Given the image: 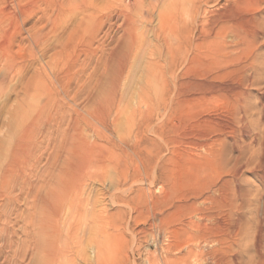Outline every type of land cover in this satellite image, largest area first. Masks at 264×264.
Segmentation results:
<instances>
[{
  "label": "rangeland",
  "instance_id": "1",
  "mask_svg": "<svg viewBox=\"0 0 264 264\" xmlns=\"http://www.w3.org/2000/svg\"><path fill=\"white\" fill-rule=\"evenodd\" d=\"M95 1L0 0V264H43L38 244L49 237L47 222L53 203L59 208L60 237L64 245L69 242L63 248L67 253L57 257L58 264H97L99 247L104 253L100 264H264V226L261 238L255 227L243 242L237 236L230 249L213 250L220 246L216 241L203 247L204 227L208 225L207 232L212 234L217 219L231 222L234 210L226 201L218 202L221 194L213 188L204 197L197 196L194 179L185 175L187 160L181 156L186 144L193 153L189 157L197 158V151L208 152V138L215 130L198 125V120L212 116L224 123L234 121L235 97L208 93L195 104L179 103L175 91L171 97V93H160L161 78L171 85L183 76L192 48L188 35L173 53L159 40V12L170 5L168 0H144L139 9L134 0ZM195 3L177 0L174 5L190 23L187 10ZM226 3L211 0L207 7L221 10ZM263 4L253 6L254 11L247 7L246 14L258 12L264 26ZM143 7H148L146 12ZM143 11L141 20L136 14ZM130 13L135 21L129 26ZM41 35L46 42L38 45ZM228 37L231 40V34ZM258 54L255 62L263 67V81L249 86L245 96L246 104L252 106L250 119L258 122L256 127L254 121V129L264 138L263 46ZM56 65L63 83L52 81ZM173 72L179 76L174 78ZM230 76L219 82L238 81ZM146 79L152 82L151 94L141 98ZM89 91L97 96H89ZM74 135L76 141H72ZM228 136L220 147L222 162L216 164L222 167L217 168L222 176H214L219 183L231 178L227 165L239 154L233 136ZM82 146L91 152L88 160ZM78 151L82 160L76 158ZM253 169L245 167L239 177L247 192L261 185L259 172ZM188 200L198 204L162 220L174 211V203ZM208 212L213 216H202ZM260 217L263 222L264 215ZM188 219L194 225L179 230L177 244L167 249L174 240L171 229ZM257 237L262 239L261 249Z\"/></svg>",
  "mask_w": 264,
  "mask_h": 264
},
{
  "label": "bare ground",
  "instance_id": "2",
  "mask_svg": "<svg viewBox=\"0 0 264 264\" xmlns=\"http://www.w3.org/2000/svg\"><path fill=\"white\" fill-rule=\"evenodd\" d=\"M168 1H169L170 5L169 6L166 5V7L163 8L159 12V19H160V28H159V37H158L159 40L160 41L162 40L163 44H166V45L168 44L169 50H171V52L173 53V51L177 52L181 49L184 38L186 37V35H188L187 37L189 40V44L191 45L192 48H191V55L188 58L189 59L188 64L185 65L186 66L185 70L183 69L184 70L183 76L182 77L180 76L181 78H177L179 75L176 74L175 72H173V77L177 78L178 81H173L174 83H172L171 85H168L166 79H164L165 77L161 78L162 84H161V86H159L160 87L159 88L160 93H163V95L171 93L169 96V97H171L173 91H175L179 103L190 101V102H193L196 104V103L200 102L201 100L203 101V98H205L208 93L209 94L210 93L230 94V95L234 96L236 101L238 102V105L235 106V109L233 108L235 110L234 112H236V115L233 119L234 121L231 120L228 123H224V122H222V120L220 121V119H218L216 117H212V116H209V117L204 116L202 119L198 120V123H199L198 125H207L209 127H212L215 130V135H213L211 138H208V140H209L208 144L210 145V147H209V150L206 154L199 153L197 151V152H195V153H197L196 154L197 158L195 157L196 156L195 154H194L195 158H193L192 155H191V157H189L190 154L192 153L191 152L192 150L189 149L190 146L187 144L183 148V152L181 153L182 154L181 156L185 157L183 159L187 160L186 161L187 166L183 165L187 169L183 168V170L186 169V170H184L186 172L185 175L190 176V180H191V178L194 179L192 181V183H193V186L195 187V190L198 191L197 196L198 197H204L203 195L206 194L205 192L208 189L213 188L214 191H217L221 194V197L218 200V202L222 203L223 201H226L227 204L229 205V207H231L234 210L233 219L231 222L224 223L222 220L217 219L215 226H213V230H211L212 234H209L207 232L209 230L208 225H206L204 227V232H201V235H202L201 241L203 240V242H204L203 247L207 248L206 244L208 242L216 241L220 246L218 248L213 249V250L218 251V250L230 249L232 246L231 242H234L237 236L239 237L238 240L243 242V240H245V238H247L250 235V232H253V230H256L255 227L258 228L257 231L260 232L259 238H261L260 235L263 236L262 235L263 234L262 233L263 232L262 226H264V225H262V223L264 222V220H263V222L261 221L260 215H264V138L262 135H260V133L258 134L257 131H255V129H254L255 128V123H254L255 120L252 121L250 119L251 116H253L251 114L252 106L250 104L249 105L246 104V96L245 95L247 93V89L249 86H251L253 84H258V83L263 81V80L261 81V77H260L262 75L263 67L260 65L258 66V64H256L257 62H255V61L259 57L258 56L259 55L258 54V48L261 46L264 47V26H263V23L261 24V20L259 22L260 18L257 17L258 12L256 14H252V15L251 14L248 15V14H246V12H248L247 7H250V9L252 7L253 10L252 9L251 10L254 11L255 7H253V6H255L257 4L260 5V3H264V0H228V5L226 3L227 6H225L221 10L217 9L216 11L211 10L209 7H207L211 0H196V3L194 4V6L191 9L187 10L188 14H189L187 16V18H190V20H191L190 23L188 22L189 19H187V21H185L186 19L183 18L184 16L182 17V13L180 12L181 9L179 8L180 9L179 10L177 8L178 7L176 5L177 2L175 3V5L177 7L174 5V2L177 0H168ZM94 2L97 3V1H95V0H94ZM94 2L91 3L92 5H94L93 7H95V5H96ZM134 2H135L136 7H138V9H139V7L144 3V0H134ZM147 2H149V1H147ZM150 4H148V5L150 6ZM172 4H173V6H172ZM61 5H62V3H61ZM87 5H86V7H87ZM98 5H99V3H98ZM224 5H225V3H224ZM222 6H221V8H222ZM91 7L92 6H90L89 8H91ZM93 7H92V9H93ZM60 8H63V7L60 6ZM96 8H98V7H96ZM143 9H144V11L146 10L144 7H143ZM245 9H247V11ZM131 10L133 11V9H131ZM59 11H61V10L59 9ZM144 11L136 14L138 16V18H141V20H142V18H144L143 13L146 12V11L145 12ZM153 11H154V9H153ZM133 13L132 14L130 13L127 17V24L129 26H130V24L133 25L134 21H135V17H133L134 16ZM153 13L151 14L152 17H153ZM62 16H60V18ZM58 19L59 18L57 17L56 21ZM81 21H82V19H81ZM55 24H56V28H58L59 27L58 21ZM15 31H17V30H15ZM21 33H23V32H21ZM228 34L229 35L231 34V36H232L231 40H228L229 39ZM44 37H45L44 35H41L38 37L39 40H36L38 45L44 44L46 42ZM259 39H262V41L260 43L261 46H259L257 44L260 41ZM32 47H33V45H32ZM233 47H235V48H233ZM187 48H188V46H187ZM48 50H49V48H48ZM89 52H91V51H89ZM94 52H96V51H94ZM176 60H177V58L175 57L173 59V63H175ZM106 61L108 62V59ZM42 64H43V62H42ZM8 69H9V67H6V70H8ZM57 69H58L57 65L54 66V68L52 69L51 74L54 75V77H52V81L55 80V81H58L59 83L60 82L63 83V81L65 79L61 74H59L60 73L59 71L57 72ZM40 71H41V69H40ZM92 71H94V69ZM114 73H115V71H114ZM170 74L172 75V73H170ZM68 75H70V74H68ZM176 75H177V77H176ZM230 75H232V76L235 75L236 77H234V78H237L238 81H234L231 79L232 81H234V83H230V84H225L226 82H224V83L219 82L224 77H226V76L229 77ZM71 77H72V75H71ZM104 77L106 78L105 75H104ZM118 77H120V76H118ZM11 78H13V76ZM105 78L102 77L100 80L103 81V79H105ZM113 80H115V79H113ZM0 84H1V82H0ZM110 84H111V82H110ZM143 84L145 87L143 89H140V90H142L141 94H140L141 98L147 97L151 94V88H150L151 84H152L151 80L146 79ZM174 84H175V88H174ZM39 85H41V84H39ZM69 85H70V83H69ZM0 86H2V85H0ZM107 86H109V85L107 84ZM103 87H105V86H103ZM0 89H1V87H0ZM105 89L101 88L102 91ZM255 89H256V87H255ZM111 90H113V89H111ZM59 91H60V89H59ZM158 92H159V90H158ZM96 94L97 93L90 92L88 95L89 96H93V95L97 96ZM140 99H137V100H140ZM148 100H150V99H148ZM165 105L168 106L167 103H165ZM223 111H225V110H223ZM104 112H106V110ZM123 112H125V111L123 110ZM108 113H109V111H108ZM197 113L199 114L200 111L199 112L197 111ZM207 114H208V112H207ZM124 118L125 117H123V119ZM129 120H130V117H129ZM127 122H129V121H127ZM255 122H256V127H257L258 122L257 121H255ZM207 126H206V129H207ZM199 127H201V126H199ZM166 130H164L165 131L164 132L161 129V131L164 133H167ZM199 130H200V128H199ZM199 130H198V133H199ZM203 132L204 131L202 129L200 134L202 133L201 135H203L202 137H204V138H201L203 140V141L202 140L201 141L202 142H205V141L208 142V140H206L207 139L205 136L206 134ZM212 133H214V132H212ZM226 134L229 135V136L227 135L228 137L233 136L236 146L239 147V148L236 147L237 150L239 149V154L237 156H235L236 158L233 161L232 165H230L231 163L229 165L226 164L228 167L227 170L230 171L231 178L223 179L222 182L219 183L217 180H214V178H215L214 176L221 175L220 173H218L217 168H219V167L217 165L219 164V161H221L222 160L221 158L223 157V154L222 155L220 154L221 153L220 150H222V152H224V151H223V148L221 149L220 147L223 145V142L225 141L224 137H227V136H225ZM251 135H252V138L251 139L249 138L250 141H247L246 137H249V136L251 137ZM241 138H242V140H241ZM76 139H78V137L74 135L72 137V141L73 140L76 141ZM155 139H157V137ZM198 139L200 140L199 136H198ZM239 141H241V142H239ZM202 142L197 141V143L198 144L200 143L201 145H202ZM206 142H205V144H206ZM190 143L192 144V142H190ZM232 143H234V142H232ZM235 144H234V146H235ZM137 145L138 144H135L133 149H135ZM194 145H195V143H194ZM73 150H75V149H73ZM83 150H84L85 159L88 160L91 152H90L89 148L85 147V146L83 147ZM75 154H76V158H78L79 160L83 159L82 158V152L78 151ZM131 159H132V157H131ZM129 162L131 163V161H129ZM11 164H13V162ZM11 166H13V165H11ZM74 167H77V166H74ZM224 167L225 166H223V168ZM245 167H250V168L252 167L255 169L254 172H256V171L259 172L257 174L259 175L258 178L260 179L261 185L258 186L254 191H248L247 192L244 189L242 182L239 181V177L241 175V172L244 171L243 169ZM78 168H79V166H78ZM219 169H222V167ZM155 171H157V170H155ZM179 173H181V172H179ZM179 177H180V175H179ZM218 177H220V176H218ZM182 178L184 179L185 177H182ZM2 188H3V186H2ZM69 188H70V186H69ZM6 192L5 193L8 194V191H6ZM56 204H54V203L52 204L50 214H49V220L47 222L48 226L50 228V232L48 234L49 237L46 241H43V243L41 242L38 244V252L41 253L40 251L43 249V252H42L43 254L41 253L42 255H44L43 256L44 257L43 264H58L56 262V260L59 258L58 256L62 253L66 254L67 252H64L65 250L63 248H67L69 246L68 245L69 242H65V245H64V242L62 241V239L60 237L59 226H58L59 208H58V205H56ZM174 204H175L173 206L174 211L171 210L167 215L164 216V218H162V220H165V219H167V217L169 218L172 215L174 216L175 213H177V211L181 212V210H184V209H189V208L192 209V208L196 207L198 202L193 201V200L192 201L188 200L185 203L178 202V203H174ZM44 216H46V215H44ZM202 216L208 218L210 216H213V214L208 212V213L202 214ZM263 219H264V217H263ZM193 223H194V221L191 219L182 220L179 223L180 225L177 226V228L171 229L169 234H171V236H172V238H174V240L172 243L167 245L166 248L172 250L173 245L177 244L175 238L178 237L182 233L180 231H182L184 229H185L184 231H186V228L188 227V225L189 226L194 225ZM61 242H63V243H61ZM256 244L258 245L257 247L261 249L262 239H258V237H257ZM34 245L36 246V244H34ZM96 250H97V248H96ZM103 254L104 253L102 252V249H100V247H99V249L97 250V254H96L97 255L96 262H97V260H100L98 262L99 264H100V262L101 263L104 262L103 261L104 259H102ZM169 259H170V257H169ZM37 260L38 259H36V261ZM172 261H175V260H173L171 258L170 262H172ZM37 264H38V262H37Z\"/></svg>",
  "mask_w": 264,
  "mask_h": 264
}]
</instances>
